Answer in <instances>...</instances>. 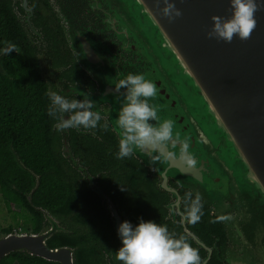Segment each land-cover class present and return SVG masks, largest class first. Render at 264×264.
I'll return each mask as SVG.
<instances>
[{
    "label": "water",
    "instance_id": "95a60500",
    "mask_svg": "<svg viewBox=\"0 0 264 264\" xmlns=\"http://www.w3.org/2000/svg\"><path fill=\"white\" fill-rule=\"evenodd\" d=\"M113 1L120 3L124 28L139 43L149 63L143 74L158 86L157 96L150 98V103L160 106V120L175 121L173 130L179 133L176 144L163 153L149 155L146 150H137L133 157L153 170L161 187L172 196L177 192L169 187V179L194 197L199 192L201 203L211 207L230 236L239 228L235 225L232 229L223 212L244 207L248 213L251 208V240L238 243V251L226 252L224 262L264 264V228L253 209L255 200L264 205V7L255 13L256 27L247 39L234 35L226 43L209 38L207 33L212 16H231L230 0H169L182 13L172 22L156 14L154 0ZM79 65L98 83V99L110 104L107 123L120 140L122 133L116 121L124 89L118 93L115 86L126 75L112 79L91 69L88 60L79 59ZM73 93L83 98L78 89ZM185 140L189 149L182 154L181 142ZM61 151L63 157L72 158L66 138ZM35 181L26 196L30 204L38 177ZM37 210L47 226L37 234L2 233L0 261L11 253H27L48 262L74 264L73 249L47 247V241L63 229L57 217ZM190 237L200 245L193 235Z\"/></svg>",
    "mask_w": 264,
    "mask_h": 264
},
{
    "label": "flooded vegetation",
    "instance_id": "af4514ba",
    "mask_svg": "<svg viewBox=\"0 0 264 264\" xmlns=\"http://www.w3.org/2000/svg\"><path fill=\"white\" fill-rule=\"evenodd\" d=\"M0 4L9 9L22 31L47 94L56 91L70 100H79V96L73 93L74 89H78L81 95H89L94 101L93 110L101 116L95 129H59L56 122L54 129L60 136L61 156L63 138H66L70 151L71 135L91 136L101 140L96 133L102 128L99 125L106 124L107 130L102 129L112 133L118 140L107 123L106 113L111 106L98 99L99 85L79 65V59L88 60L91 69L95 68L112 79H116L118 74L127 76L129 73H143L148 69L149 63L145 62L139 43L124 28L120 3L113 0H0ZM61 115L67 118L65 114ZM71 155V159L62 157L75 171L77 190L85 188L95 198L76 201L78 215L72 222L64 218L57 219L63 229L60 233H72L70 228L76 232L74 251L84 246L90 253L99 256V260L93 264H122L115 256V252L122 246L117 235L120 223L128 220L135 225L139 222L138 218H142L159 224L157 199L152 200V196L159 193H163L166 198L162 204V217L165 223H169L170 232L177 237L185 236L199 250L202 261L208 259L206 264H226V252L236 250L238 243L244 239L251 240V208H248V213L244 207L223 212L225 217H230L227 221L232 229L235 225L239 228H234L230 236L211 207L202 203L222 225L224 240H220L202 229V221L206 218L203 208L200 219L195 223L190 222L187 211L191 200L186 194L191 192L179 187L171 179L168 180V185L177 192V196H172L161 187L159 178L151 169L137 170L136 182L128 184L129 170L121 161L109 167L93 169L82 165L72 151ZM143 180L149 182L144 184ZM253 209L260 220L259 211L264 209V205L259 206L255 200ZM240 211L243 212L242 217L238 216ZM197 224L199 230H194L193 227ZM261 244L264 245V237Z\"/></svg>",
    "mask_w": 264,
    "mask_h": 264
},
{
    "label": "trees",
    "instance_id": "16d2710c",
    "mask_svg": "<svg viewBox=\"0 0 264 264\" xmlns=\"http://www.w3.org/2000/svg\"><path fill=\"white\" fill-rule=\"evenodd\" d=\"M9 43L15 45V51L7 55L0 52V197L14 219L19 217L22 221L26 227L24 233L37 234L47 225L37 209L72 222L78 215L76 201L95 197L87 189L79 191L75 186V171L60 153V136L54 129L57 121L47 114L49 95L39 78L37 63L9 9L0 4V49ZM96 133L101 140L71 135L69 142L74 156L82 165L93 169L109 167L121 161L129 170L128 184H134L137 170L146 168L133 155L117 159L115 153L119 141L115 136L102 128ZM36 177L39 185L32 193L30 204L26 196L35 187ZM142 182L146 184L149 181ZM155 195L152 200L157 199L159 224L167 225L171 231L169 223H165L162 217V204L166 198L163 193ZM15 207L17 210L12 211ZM202 208L206 216L202 229L224 240V231L218 219L210 215L203 204ZM259 216L264 227V209L259 211ZM70 229L72 233L53 235L47 241V247L74 249L76 232ZM193 229L199 230V224ZM13 232V228L2 230L5 234ZM73 256L74 264H93L99 260L98 255H93L84 246L75 250ZM0 264L58 263L27 253H11Z\"/></svg>",
    "mask_w": 264,
    "mask_h": 264
},
{
    "label": "clouds",
    "instance_id": "9594fccd",
    "mask_svg": "<svg viewBox=\"0 0 264 264\" xmlns=\"http://www.w3.org/2000/svg\"><path fill=\"white\" fill-rule=\"evenodd\" d=\"M160 3L161 0H154L153 7L157 15L167 18L169 22L181 16L180 9L174 3L162 0V8ZM230 7L232 11L229 18L211 17L212 27L207 33L209 38L226 43L231 42L234 35L241 40L247 39L256 27L255 13L264 7V0H230ZM145 11L153 16L148 8ZM13 50L15 51V45L9 43L0 52L7 55ZM122 88L123 103L116 121L122 137L115 157L128 158L137 150H146L149 155L161 154L169 145L174 146L179 140V133H174L173 130L175 121L171 118L160 120V106L150 103V98L157 96V84L147 79L143 73H129L115 86L118 93ZM49 101L47 114L57 121L59 129H95L101 120L100 114L93 110L94 101L89 95L83 94L82 99L70 100L56 91H50ZM61 114H65L67 118H63ZM99 126L105 130L108 127L106 124ZM188 149L187 140L182 141L180 152L183 154ZM187 162L192 163L191 160ZM186 196L191 200L187 218L195 223L202 215V198L199 192L195 193L194 198L192 193H187ZM138 219L139 222L135 225L124 220L118 227L117 235L122 246L115 252V256L122 264H204L199 250L185 236L177 237L168 230L167 225Z\"/></svg>",
    "mask_w": 264,
    "mask_h": 264
},
{
    "label": "rangeland",
    "instance_id": "374dc122",
    "mask_svg": "<svg viewBox=\"0 0 264 264\" xmlns=\"http://www.w3.org/2000/svg\"><path fill=\"white\" fill-rule=\"evenodd\" d=\"M15 210H17V207L13 208L12 211ZM7 228H13L14 233H24L26 227L23 225L19 217H16L14 219L13 214L7 210L3 199L0 197V235L2 234V230H5ZM262 246L264 247L263 244ZM240 249L241 247L239 246L234 251H238Z\"/></svg>",
    "mask_w": 264,
    "mask_h": 264
}]
</instances>
